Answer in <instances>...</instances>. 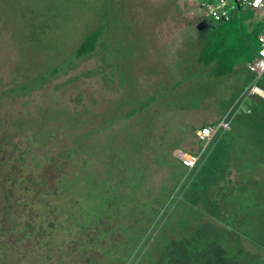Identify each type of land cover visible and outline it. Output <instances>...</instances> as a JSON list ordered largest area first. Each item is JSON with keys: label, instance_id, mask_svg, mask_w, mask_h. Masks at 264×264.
Instances as JSON below:
<instances>
[{"label": "rangeland", "instance_id": "374dc122", "mask_svg": "<svg viewBox=\"0 0 264 264\" xmlns=\"http://www.w3.org/2000/svg\"><path fill=\"white\" fill-rule=\"evenodd\" d=\"M206 1L22 2L36 8L31 19L9 13L11 23L3 24L0 16V119L41 123L38 152L48 161L40 172L28 167L25 177L34 173L42 190L61 176L76 185L75 173L83 165L85 180L116 187L121 196L130 193L126 199L136 201L137 209L163 197L161 190L173 189L172 167L162 161H172L176 150L200 154L178 186L184 190L174 200V217L163 234L152 225L150 235L158 236L150 242L184 239L199 226L211 232V223L221 225L198 210L207 212L214 201L220 208L244 199L257 245L243 242L264 264V101L246 92L252 76L244 65L216 77L197 62L208 27ZM6 2L9 10L20 7V0ZM260 16L264 13H256L255 20ZM98 28L102 34L94 51L77 58L82 41ZM221 120L230 121L229 129L205 146L196 130ZM92 154L94 161L88 160ZM120 159L139 166L131 180L143 183L141 193L128 187L126 171H116ZM189 207L193 216L186 213ZM227 214L218 209L217 218L234 221ZM67 217L65 211L62 218Z\"/></svg>", "mask_w": 264, "mask_h": 264}, {"label": "trees", "instance_id": "16d2710c", "mask_svg": "<svg viewBox=\"0 0 264 264\" xmlns=\"http://www.w3.org/2000/svg\"><path fill=\"white\" fill-rule=\"evenodd\" d=\"M2 1L3 24L11 20L9 13L30 19L37 13L33 6L25 7L33 0H20V7L10 10L11 3ZM255 16L251 10L237 8L228 21L212 23L204 17L208 27L200 41L197 62L211 67L216 77L231 75L236 67L246 66L257 56L258 35L264 26L263 18L255 20ZM101 34L100 28L89 32L75 56L80 58L93 52ZM256 85L264 91V74ZM41 127L37 120L24 125L22 120L0 119V264H260L243 242L257 245L253 240L254 217L244 199L220 208L214 201L209 203L207 212L198 210L221 225L211 223V232L205 233L199 226L197 231L185 234L184 239L181 236L169 242H150L158 236L150 235L152 225L155 223L153 228L163 234L176 212V195L184 190L178 186L188 168L174 156L170 162H161L172 167L173 189L161 190L163 197L142 204V210L137 209L136 201L126 199L131 197L130 193L121 196L116 187H98L90 179L85 180L83 165L75 173L74 177L80 179L76 185L71 184L69 177L61 176L62 180L51 189L42 190L34 173L25 177L28 167L40 172L48 161L38 152L43 141ZM90 159L94 161L96 157L92 154ZM117 163L116 171L127 173L128 187L141 193L143 183L131 180L139 166L128 167L123 159ZM178 168L181 171L177 172ZM180 204L185 208L186 200ZM218 209L225 217L227 213L233 214L234 221L229 218L228 224L218 219ZM185 210L193 216L190 207ZM65 211L68 217L63 219Z\"/></svg>", "mask_w": 264, "mask_h": 264}, {"label": "built area", "instance_id": "2783aa9c", "mask_svg": "<svg viewBox=\"0 0 264 264\" xmlns=\"http://www.w3.org/2000/svg\"><path fill=\"white\" fill-rule=\"evenodd\" d=\"M202 8L205 10V17L210 22L228 21L232 12L237 8L251 10L255 14L264 13V0H208L202 3ZM264 20V16L262 17ZM264 23V21H263ZM260 47L257 56L252 61L246 64V69L251 73L252 80L246 92L257 95L264 99V91L257 87V81L264 74V26L258 35ZM230 127V121L221 120L214 127H203L196 130L197 138L204 142V145H209L218 132H224ZM173 156L181 162L188 170H192L200 160L199 155H192L183 150L174 151Z\"/></svg>", "mask_w": 264, "mask_h": 264}, {"label": "crops", "instance_id": "0c3cea01", "mask_svg": "<svg viewBox=\"0 0 264 264\" xmlns=\"http://www.w3.org/2000/svg\"><path fill=\"white\" fill-rule=\"evenodd\" d=\"M252 76V75H251ZM261 99H263V98H261ZM264 100V99H263Z\"/></svg>", "mask_w": 264, "mask_h": 264}]
</instances>
